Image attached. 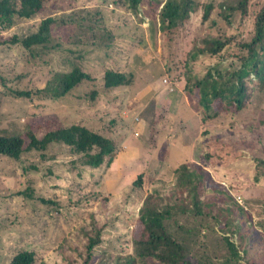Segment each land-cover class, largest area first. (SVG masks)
Masks as SVG:
<instances>
[{
    "label": "rangeland",
    "instance_id": "rangeland-1",
    "mask_svg": "<svg viewBox=\"0 0 264 264\" xmlns=\"http://www.w3.org/2000/svg\"><path fill=\"white\" fill-rule=\"evenodd\" d=\"M220 1L195 0V10L169 37L159 30V5L152 0H141L135 15L122 0H44L36 17L0 31L1 37L25 34L49 15L69 21L55 29L67 42L53 37L49 48H34L33 55L17 44L0 46V76L4 77L0 78V127L16 119L40 135L49 125L81 123L123 144L109 164L94 168L82 164L61 143L51 144L43 155L34 150L17 160L0 157V264H8L21 248L34 252L33 264H66L67 259L78 264L86 242L84 232L93 222L102 227L104 246L110 251L126 250L130 238L141 231L135 218L142 199L159 185L156 166L147 169L150 178L144 179L143 186L131 184L147 157L171 168L183 161L198 166L206 171L203 199L221 203L226 191L244 205L240 214L233 207L231 228L238 226L243 235L247 249L240 250L243 260L264 264V179L257 175L254 163L255 157H264V107L251 114H257L253 119L245 113L243 121H234L227 113L202 121L201 114H192L198 95L189 96L184 89L187 51L202 46L206 34L217 32L208 19H202L201 4H213V18L219 15ZM250 2L249 12H253L262 0ZM81 8L99 9L120 52L106 56L101 43L89 42L90 36L77 41L80 30L74 22ZM227 22L232 25L228 35L246 34L250 18L241 21L237 13L227 20L220 16L221 30ZM200 60L193 69L196 74L211 63L210 58ZM76 61L93 78L63 96H1L6 88L40 89L53 70L67 71ZM106 65L125 68L131 83L103 87ZM163 171L167 181L177 178V172L167 167ZM224 225L220 221L215 227ZM238 237L237 232L231 239L238 241Z\"/></svg>",
    "mask_w": 264,
    "mask_h": 264
},
{
    "label": "trees",
    "instance_id": "trees-1",
    "mask_svg": "<svg viewBox=\"0 0 264 264\" xmlns=\"http://www.w3.org/2000/svg\"><path fill=\"white\" fill-rule=\"evenodd\" d=\"M43 1L0 0V31L8 30L18 20L36 17ZM152 1L159 5V30L168 37L195 10V0ZM140 2L122 0L134 15L139 12ZM250 4V0H222L217 3L219 15L213 18H210L213 4H201L202 19H208L217 32L206 34L202 46L194 45L187 51L183 74L187 77L185 91L189 96L198 95L197 101L192 102V114H201L202 121L213 120L227 113V118L234 121H243L245 113L253 119L257 114H251L257 109L260 112L264 107V0L253 12H249ZM81 9V13L75 15V22L70 20L80 30L77 41L82 43L84 38L88 40L85 36H90L89 42L101 43L106 56L113 51L120 52L114 44L113 34L106 30L102 22L99 9ZM235 13L241 21L250 18L246 34L228 35L227 30L232 26L230 22H227L226 29H220L219 17L227 20ZM67 23L69 21L45 16L39 20L35 30L0 36V46L17 44L33 55L31 51L34 48H49L47 43L51 38H60L55 29ZM200 57L210 58L211 63L206 65L203 73L196 74L193 69L201 61ZM128 75L123 67L106 65L101 84L105 88L127 86L132 81ZM0 78L4 80V77ZM92 78L76 61L67 71L53 70L40 89L6 88L1 96L29 99L33 93H43V97L58 98ZM95 93L93 89L91 98ZM56 143L67 146L82 164L92 168L105 162L109 164L115 154L123 149V144L116 143L104 132L81 123L49 125L40 135L27 123H19L16 119L8 121L6 127H0V157L17 160L23 153L34 150L43 155L51 144ZM150 151L151 154L153 150ZM150 158L142 161V168L131 182L133 186H143L144 179L150 178L147 169L152 170L154 166L159 168L156 171L160 175L155 177L159 185L151 187L136 213L135 221L141 231L130 238L126 250L110 251L106 244L103 245L102 227L93 222L94 225L91 224L84 232L86 242L82 245L83 257L78 264H254L249 258L243 260L244 256L240 253L241 249H246L243 235L238 231V226L235 230L231 228L233 207L240 214L244 205L238 204L226 191H223L225 200L221 203L203 199L206 171L200 167L190 166L183 161L171 168L162 162L157 164L155 159ZM254 163L257 175L264 179V157H255ZM165 167L178 173L174 182L167 181L165 171L160 173ZM220 221L227 225L215 227ZM237 232L239 240L234 241L231 236ZM9 260L8 264H33L34 252L21 248ZM66 264L74 262L67 259Z\"/></svg>",
    "mask_w": 264,
    "mask_h": 264
}]
</instances>
